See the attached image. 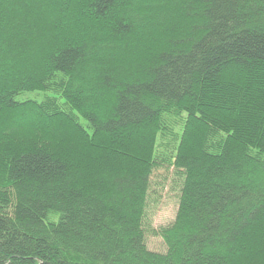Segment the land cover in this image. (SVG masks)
<instances>
[{"label": "trees", "instance_id": "1", "mask_svg": "<svg viewBox=\"0 0 264 264\" xmlns=\"http://www.w3.org/2000/svg\"><path fill=\"white\" fill-rule=\"evenodd\" d=\"M0 264H264V0H0Z\"/></svg>", "mask_w": 264, "mask_h": 264}, {"label": "rangeland", "instance_id": "2", "mask_svg": "<svg viewBox=\"0 0 264 264\" xmlns=\"http://www.w3.org/2000/svg\"><path fill=\"white\" fill-rule=\"evenodd\" d=\"M36 97L34 94H22L18 99ZM181 178L173 170L158 169L151 177V191L146 209L145 226L147 229L146 244L149 250L166 253L167 246L159 235L161 229L174 223L179 209L181 195ZM10 212H14L11 209Z\"/></svg>", "mask_w": 264, "mask_h": 264}]
</instances>
